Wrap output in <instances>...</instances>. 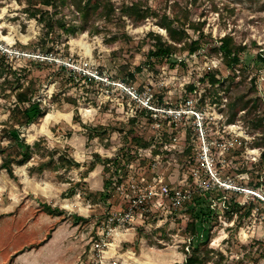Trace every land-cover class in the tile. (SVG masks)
Returning a JSON list of instances; mask_svg holds the SVG:
<instances>
[{"label":"rangeland","instance_id":"rangeland-1","mask_svg":"<svg viewBox=\"0 0 264 264\" xmlns=\"http://www.w3.org/2000/svg\"><path fill=\"white\" fill-rule=\"evenodd\" d=\"M122 3L147 9L148 18L137 25L120 18ZM26 7V0H0V55L6 68L30 71L34 100L49 120L45 115L17 133L32 148L39 142L79 166L60 168L56 156L34 155L13 166V177L0 168V264H184L189 243L206 240L212 251L207 264H264V148L252 144L260 135L249 134L243 112L227 125L232 94L198 82L209 73L228 80L229 93L249 95L253 88L264 108V0H111L96 20L103 33L68 37L67 49L41 29L38 6L29 13ZM184 11L188 38L201 32L199 47L169 58L173 68L144 66L153 36L166 38L162 18ZM191 24L200 25L199 32ZM224 36L243 48L233 69L208 55ZM192 83L194 92L186 93ZM66 97L76 104H66ZM13 101L8 90L0 93V131L11 124ZM99 127L105 132L89 139ZM129 129L149 147L131 148ZM188 141L191 158L182 156ZM141 178L161 181L187 199L178 207L164 199L141 217L111 220L128 210V184ZM250 181L259 188L250 190ZM230 202L250 204L251 213L228 220Z\"/></svg>","mask_w":264,"mask_h":264},{"label":"trees","instance_id":"trees-1","mask_svg":"<svg viewBox=\"0 0 264 264\" xmlns=\"http://www.w3.org/2000/svg\"><path fill=\"white\" fill-rule=\"evenodd\" d=\"M26 13L30 12L32 7L38 6L35 17L40 24L41 29L47 34H53L54 38L58 41L64 40V49H67V38L74 37L77 34L86 33L89 36H99L103 33V27H99L96 24V20L104 18L111 7V0H26ZM119 16H128L134 20V24H138L149 16V11L138 7L135 10L132 6L122 3L119 8ZM182 18V19H181ZM188 20L187 12L184 11L181 17L168 18L164 16L159 23L160 28L166 31V38L161 35H154L152 38V45L147 52V61L143 63L146 67L153 66V62L161 64L166 63L169 68H173L175 63L169 62V58H172L177 52L192 51L193 48H198L200 45V25H189L191 29L199 32L197 39L192 40L188 38L185 30V23ZM45 42L41 41L42 47L45 46ZM52 49L43 51V54ZM243 48L237 46L232 37L224 36L219 40L218 46L214 45L209 48L208 55L216 57L221 60L223 65L228 69H233L240 64L239 54ZM5 56L0 55V93L4 94L7 90L12 93L14 99L13 105L17 109L10 111L11 124L9 126L3 125L0 131V168L13 177V166L26 165L34 155L40 158L46 156H56V165L60 168L72 169L77 168L79 165L73 159H68L64 153H58L56 150L50 151L39 144H36L32 148L23 139L19 138L16 128L26 127L30 124H34L38 119L43 118L46 115V108L41 105L40 102H35L36 90L34 87V80L27 79V68L12 69L6 68L4 65ZM180 66H185L182 61L179 62ZM137 70H141V67H137ZM211 88H219V90L226 88L229 95L228 103L226 104V111L229 112L227 118V125L234 124L238 112H243V120L249 129V134H259L252 144L256 148H264V108L262 107L259 97L256 95V91L250 88L247 93L234 91L229 93V87H225V82L216 79L214 74H205L198 82L204 83ZM194 83L188 84L185 87V92L191 94L194 92ZM66 104L75 105V100L66 97L63 99ZM239 104H241L239 107ZM140 113L145 114L144 110ZM139 113V114H140ZM149 116V115H147ZM136 116L132 117L129 122L133 124L136 122ZM102 130L103 127L92 128L88 134V138H93V133L96 134ZM101 131V132H102ZM99 133V132H98ZM130 140V146L134 150L147 149L149 143L142 137L137 135L133 129L128 130ZM126 137V138H127ZM3 140L6 141V145H3ZM165 140V139H164ZM192 144L188 141L182 151L183 157H192ZM95 160L98 156L95 155ZM143 164V163H141ZM264 180V176H263ZM189 182L192 179L189 178ZM248 182L250 190L254 191L259 188V183ZM197 202V196L192 195L191 204ZM226 204V202H224ZM225 207L228 214V220H232L233 216L237 219L249 216L251 213L250 204L240 205L239 203H227ZM191 216L193 211H190ZM49 216H57L52 211H47ZM190 233L195 235L197 229L194 223H190ZM209 241H200L197 244L189 243L185 254L184 264H207V258L211 249L208 247Z\"/></svg>","mask_w":264,"mask_h":264},{"label":"built area","instance_id":"built-area-1","mask_svg":"<svg viewBox=\"0 0 264 264\" xmlns=\"http://www.w3.org/2000/svg\"><path fill=\"white\" fill-rule=\"evenodd\" d=\"M147 108L151 109L150 106H148ZM122 187L123 185H120V188L118 190H121ZM124 196L129 205L128 210L124 211L122 215L121 213H118V215L114 214L111 220H115L118 222L119 220H132L136 216L141 217L149 211V204L157 209V206L161 207L163 205L164 199L170 202V204L175 207H178L183 201L187 199L186 195L182 194V192H172L169 189L168 185L161 181L157 185H155V183H148L143 178L129 183L127 193ZM135 211H137L136 213H138V215L134 213ZM94 244L95 245L93 247V250H96L98 252L100 243L96 242ZM93 264H102V262L101 260H98L95 263L93 262Z\"/></svg>","mask_w":264,"mask_h":264},{"label":"bare ground","instance_id":"bare-ground-1","mask_svg":"<svg viewBox=\"0 0 264 264\" xmlns=\"http://www.w3.org/2000/svg\"><path fill=\"white\" fill-rule=\"evenodd\" d=\"M44 120H45V121L49 120V115H46V116L44 117Z\"/></svg>","mask_w":264,"mask_h":264}]
</instances>
